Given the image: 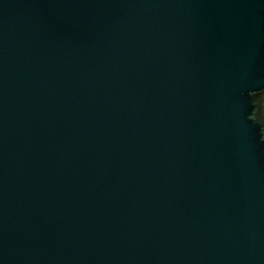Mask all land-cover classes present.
Here are the masks:
<instances>
[{
    "label": "water",
    "instance_id": "obj_1",
    "mask_svg": "<svg viewBox=\"0 0 264 264\" xmlns=\"http://www.w3.org/2000/svg\"><path fill=\"white\" fill-rule=\"evenodd\" d=\"M0 264H264V0H0Z\"/></svg>",
    "mask_w": 264,
    "mask_h": 264
}]
</instances>
